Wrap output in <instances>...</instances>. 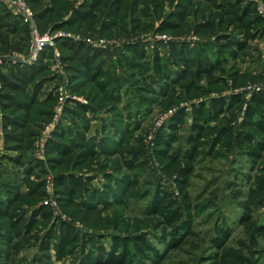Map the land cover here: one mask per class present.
I'll list each match as a JSON object with an SVG mask.
<instances>
[{
    "label": "trees",
    "instance_id": "1",
    "mask_svg": "<svg viewBox=\"0 0 264 264\" xmlns=\"http://www.w3.org/2000/svg\"><path fill=\"white\" fill-rule=\"evenodd\" d=\"M25 2L34 12L36 29L42 34L50 30L53 33L65 31L83 37L98 35L125 38L123 47L133 58L131 65L134 73L140 76L136 82L139 93L148 97L144 98L145 105L171 107L179 105L181 101H200L192 109L188 151L183 159L172 152L178 141L176 133L188 115L185 109H180L172 120L174 133L167 137L159 136L156 140V156L166 164L167 175L181 172L188 183L204 154L206 142L210 143V155L215 154L217 146L233 145L244 150L255 166L258 162L264 163V90L255 92L246 101L245 94L235 91L244 87L250 78L239 76L237 72L228 80L219 79L216 77L218 62L206 66L199 64L192 75L186 70L172 78L164 70L158 54L150 56L140 42H131L135 37L153 31L152 23L147 22L149 20L159 22L157 32L160 34L190 33L188 21L200 19L202 22L199 21L193 27V33L197 36L213 33L216 28H235L247 38H253V31L256 35H264V19L259 16L248 20L249 10L255 4L250 3L239 12L242 2L232 0ZM170 8L172 10L168 12ZM31 40L32 29L25 18L0 8V60L13 54H27ZM57 42L63 50L61 59L67 73L69 91L88 103L85 105L70 101L75 108H66L64 114L73 121L74 128L59 124L45 144V156L54 177L57 202L62 213L83 225L93 230H113L117 233L111 236L110 247L106 249L97 240L86 241L84 237L81 238L66 223L54 222L50 232L39 240V256L34 258V264H54V258L64 261L75 254L74 249L79 245L81 254L77 264H167L170 253L183 250L193 235L192 225L187 218H192L191 205L186 206L188 210L185 213L172 200L171 195L158 190L147 216L141 222L138 221L142 227L132 224L129 207L131 201L139 197L140 181L135 173L141 167L138 164L141 156L132 151V141L140 128L126 126L121 116L117 115L120 111V96L114 90H109L108 84L101 80L103 71L94 68L99 52H93L90 45L83 41L60 39ZM217 43H221L220 51H227L235 61L240 58V53L244 54L248 49L246 42L236 41L222 32L218 35ZM44 52L34 66L8 63V68H0V109L3 114L5 149L17 154L16 157H5L4 160L19 167L25 165L35 140L52 120L57 105L55 90H49V85L58 76L52 74L47 62L48 52L52 57L55 55L50 49ZM81 53L84 55L78 59ZM152 74L157 76V82L151 80ZM252 81L262 82L263 78H254ZM226 92H230V96H224ZM211 95L217 96L202 100ZM93 104L103 106L110 114L117 115L112 123L116 131L114 134L109 133L110 136L98 140L88 137L90 127L85 124L86 115L92 111ZM231 110L233 115L234 111L244 115L238 128L230 129L223 124L220 128H211V123L218 122ZM210 133L214 134L212 138ZM182 163L186 167L178 171ZM91 173L102 174L104 182L99 186L93 185ZM24 174L27 192L18 186L10 189L6 186V192L0 199V223L4 228V233L0 232V245L15 254L20 251L17 241L25 236L30 237L37 231L41 221H49L52 216L48 208L42 205L47 197L45 182H30L35 174L31 162ZM0 180H4L2 174ZM259 184L263 191L264 179L260 178ZM241 207L244 211L241 222L247 229L251 245L258 247L259 239L264 238V227L252 224L251 203H242ZM147 230L159 233L157 239L164 245V250L154 246L148 238ZM228 241L229 236L225 234L213 241L216 252L209 256V264H233ZM89 244L92 248L87 254ZM235 259L239 264L244 263L239 256Z\"/></svg>",
    "mask_w": 264,
    "mask_h": 264
},
{
    "label": "rangeland",
    "instance_id": "2",
    "mask_svg": "<svg viewBox=\"0 0 264 264\" xmlns=\"http://www.w3.org/2000/svg\"><path fill=\"white\" fill-rule=\"evenodd\" d=\"M14 1L0 0V8L8 10L14 15H19L20 13L17 8L12 5ZM232 1L242 2L238 8L239 12L252 3L246 0ZM260 2L264 5V0H260ZM219 3H222V1H219ZM171 10L170 8L168 12ZM249 11L248 20L259 16L264 19V14L262 15L258 12L256 5ZM199 21L200 19L198 21L194 19L188 21L187 26L190 33L160 34L157 32L159 22L149 20L147 22L152 23L154 27L153 31L141 34L131 42H140L150 56L158 54L164 70L172 78H175L177 73L186 70H189L192 75L199 64L206 66L210 63L218 62L217 78L228 80L232 74L237 72L239 76L250 78L244 87L235 91V93L245 94L246 101L250 99L252 94L257 92L256 88H259L260 91L264 90L263 33L256 35V32L253 31V38H247L244 33H239L235 28H224L223 30L216 28L213 33H204L197 36L193 33V27ZM221 32L232 39L234 38L236 41L247 43V51L244 54L240 53L238 60H233L227 51H220L221 43H217V41L218 35ZM39 34L41 36L48 35L53 41V45H47L39 54V57L47 49L52 51L57 50L60 54V57L57 58L56 56L52 57L51 53L48 52L49 60H47L51 66L52 74L58 76L56 81L51 85L48 84L49 90H55L57 105L54 109L52 120L44 126L38 139L35 140L32 151L24 162L25 165L20 167L8 160H4L5 157H16L17 154L5 149V136L2 125L3 114L0 109V174L4 177V180H0V199L6 192V186H9V189L10 187L18 186L23 192H27L24 181V170H26L31 162L34 166L35 174L30 179V182H45L47 197L42 202V205L48 208L52 216L49 221H41V225L37 231H34L30 237L25 236L17 241V244L20 246L18 254L12 253L9 249L0 245V264H34V258L39 256V240L50 232L54 222L66 223L77 234H80L81 238L84 237L86 241L91 239L97 240L98 244L106 249L110 247L111 236L117 233L113 230H93L83 225L81 222L62 213L57 202L54 177L48 167L45 156V144L59 124H63L69 129L74 128L73 121L64 114L66 108H75L74 104H71L70 101L88 104L85 99L73 95L69 91L67 73L61 59V52L63 50L57 42L60 39L66 41L67 39L80 40L83 42L87 39L91 40V43L85 42V44L90 45L93 52H99V58L95 61L94 68L103 71L104 76L101 80L108 84L109 90H114L120 96V111L117 115L121 116L126 126L129 125L132 129L136 127L140 128L135 133L132 141V151L138 152V155L141 156V161L138 163L141 164V167L135 173L140 181V193L139 197L131 201L129 207L132 224L142 227V224H139L138 221L141 222L147 216L150 204L158 190L171 195L172 200L176 201L185 213L188 210L186 206L191 205L192 218H187L192 225L191 233L193 235L188 239V244L183 250L170 253V259L167 261V264H209L207 261L209 256L216 252L213 241L221 234L229 236L228 251L233 254V264H239L235 259L237 256L243 258V264H264V238L259 239L258 247H253L247 229L241 222L244 215L241 204L249 202L252 208V224L264 227V189L261 191L259 184L260 178L264 179V163L258 162L255 166L254 163L250 162L244 150L233 145L217 146V148L215 147V154L210 155L208 154V151L211 150L210 143L206 142L203 149L204 154L199 159L196 170L190 176L188 183L185 182L181 172L172 176L167 175L165 171L167 168L166 164H163L156 156V140L159 136L167 137L171 133H174L171 124L172 120L180 109H185L188 115L186 116L184 125L176 133L178 141L173 146L172 152V154L178 155L180 159H183L188 151L187 140L192 123V109L200 101L195 100L190 103L181 101L179 105L171 107L158 104L153 107L145 105L144 98L148 97L139 93L136 82L140 76L134 73L132 69L133 58L123 47V44L126 42L123 37L110 38L98 35L83 37L65 31L53 33L50 30L43 34L39 32ZM100 41L104 43L101 44ZM224 43L229 44L227 41H224ZM230 45L234 49L236 48L235 45ZM31 47L32 40L27 54H13L2 59V64H0L1 70L8 68V63L17 66L21 64L34 66L37 64V61L31 62ZM64 52L65 54H70L67 51ZM83 55L81 53L78 59ZM258 77H262L263 81H252V79ZM151 80L157 82V76L152 74ZM60 92L63 93L65 102L62 105V111L58 112L57 109L60 107ZM230 94V92H226L223 95L228 97ZM216 96H207L202 100H210ZM91 106L92 111L86 115L85 123L89 124L90 127L88 137L98 140L104 136H110L109 133L114 134L116 131L112 123L117 115L110 114L107 108H103V106L96 104ZM237 112L234 111L235 114L233 115V110H231L227 115L221 117L218 122L211 123V128H220L221 124L228 126L230 129L233 127L238 128L244 115L242 112ZM56 115H58L57 118ZM210 134L212 138L214 134ZM185 167V163H182L178 171L185 169ZM92 177L94 178L93 185L95 186H99L104 182L102 174L94 173ZM48 182L53 186L50 191L46 188ZM25 210L27 212V208ZM28 214H30L29 210ZM1 226L2 223H0V232L4 233V228L2 229ZM146 233H148L149 240L152 241L156 248L165 249L164 245L159 243L157 239L159 233L156 234L155 230H147ZM1 241L2 239H0ZM79 246L74 249V255L69 256L61 262L54 258L53 263L77 264V258L81 254ZM87 246L88 251H86L88 254L92 245L89 244ZM8 255L9 257L7 258Z\"/></svg>",
    "mask_w": 264,
    "mask_h": 264
},
{
    "label": "built area",
    "instance_id": "3",
    "mask_svg": "<svg viewBox=\"0 0 264 264\" xmlns=\"http://www.w3.org/2000/svg\"><path fill=\"white\" fill-rule=\"evenodd\" d=\"M254 3L257 6L258 12L260 14H264V5L260 2V0H246ZM12 5H14L19 13L25 18L26 22H28L32 29V47H31V62H35L38 60L39 54L46 48L47 45L52 46L53 41L48 35L41 36L36 29L35 23H34V12L31 10V8L27 5L25 0H15L12 2ZM80 41V40H77ZM91 43L90 39H87L84 41ZM101 44L104 43L103 41H100ZM55 56L58 58L60 57V54L57 50L54 51ZM2 60H0V64ZM1 85V84H0ZM257 92H260L259 88H256ZM59 100H60V107L57 109L58 112L62 111V105L64 104L65 97H63V93L60 92L59 94ZM58 115H56V118ZM46 188L50 191L52 190L53 186L50 182L46 184Z\"/></svg>",
    "mask_w": 264,
    "mask_h": 264
}]
</instances>
